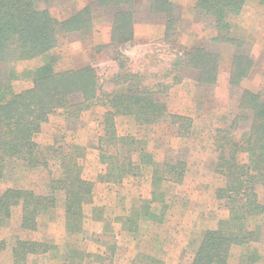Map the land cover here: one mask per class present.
Wrapping results in <instances>:
<instances>
[{
  "label": "rangeland",
  "instance_id": "374dc122",
  "mask_svg": "<svg viewBox=\"0 0 264 264\" xmlns=\"http://www.w3.org/2000/svg\"><path fill=\"white\" fill-rule=\"evenodd\" d=\"M93 1H59L50 5L49 11L57 21H63ZM141 1L133 0L135 18L146 22L152 13L148 3ZM181 1L188 6V0ZM187 6L178 10V17L184 18L179 19L172 46L206 43L220 56L217 82L210 92L197 87L185 75L180 84L155 97L167 114L191 121L187 135L179 137L164 115L148 117L151 121L139 125L133 112H129L112 116L117 139L99 143L107 127V108H92L77 121L68 122L61 112L50 114L36 137L42 164L25 168L20 162L7 163L0 194L7 188L45 194L50 180L61 179L62 163L72 158L71 162L80 167L78 176L90 187V194L80 205V228L73 234L68 229L63 192L57 193L56 207L38 217L34 232L20 230L21 206H12L9 226L0 229V240L6 244L0 253V264L11 262L13 237L49 246L47 251L41 248L29 255L27 264H191L203 234L228 220L227 208L215 197L216 189L225 182L215 172L217 148L224 145L219 139L229 137L223 132L237 112L241 91L264 92V0H243L240 11L228 17L230 34L247 43L245 49L254 62L249 77L235 89L228 83L234 47L210 43L215 32L212 23L195 10V5L192 9ZM112 15L111 11L96 9L88 37L67 35L59 39L48 56L10 64L12 77L8 84L12 92L29 89L34 72L48 59L54 60L55 71L87 65L97 69L107 92L113 90L108 79L119 69L112 61L116 52L127 57L126 65L132 71L150 74L168 67L175 52L171 45H149L146 53L131 58L124 54L123 45L95 46L106 31L109 35ZM193 34L196 38L188 37ZM152 55L157 57L156 62L148 61ZM245 129L241 126L231 136L238 141ZM178 159L186 163L182 181L162 180L164 161ZM238 159L247 162L245 154ZM129 161L133 165L128 169ZM257 192L261 197L262 188L258 187ZM246 226L255 232L257 240L232 245L226 264H264V218L249 217Z\"/></svg>",
  "mask_w": 264,
  "mask_h": 264
},
{
  "label": "trees",
  "instance_id": "16d2710c",
  "mask_svg": "<svg viewBox=\"0 0 264 264\" xmlns=\"http://www.w3.org/2000/svg\"><path fill=\"white\" fill-rule=\"evenodd\" d=\"M59 1L76 0H0V182L4 181L10 161L20 162L25 168L42 164L36 137L52 113L61 112L68 122L77 121L83 112L92 108H107V127L99 143L107 138L112 141L117 139L112 116L129 112H133L139 125L151 121L148 117L164 115L176 127L177 135L185 137L191 121L184 116L167 114L165 107L155 97L180 84L185 75L206 92L217 82L220 56L211 51L206 43L191 47L172 46V38L176 36L179 24V8L170 0H148L150 12L164 17V44L171 45L170 49L175 50L167 68L150 74L132 71L126 65L129 63L127 57L116 52L112 61L119 69L108 79L113 90L107 92L97 69L87 65L79 69L55 71L54 60L48 59L34 72L29 89L13 93L8 84L12 77L9 65L19 60L48 56L59 39L67 35L88 37L92 33V16L96 9L113 12L109 45L106 46L116 47L131 40L135 24L133 0H94L76 10L69 18L57 21L51 15L49 6ZM242 5L243 0H197L195 4V10L213 25L215 36L209 42L234 47L228 81L231 89L240 88L254 66L251 54L245 49L247 43L230 34L228 17L239 12ZM148 61L156 62L157 57L149 56ZM241 126L246 128L245 134L236 141L233 132ZM223 133L229 137L219 139L224 145L217 148L219 158L215 172L225 182L216 189L215 197L223 201L229 218L219 222L216 230L203 234L191 264H226L232 245L257 240L255 232L246 226L248 218H264V92L242 90L237 112ZM102 149L99 147V151ZM240 154L246 155V163L238 159ZM71 160L69 158L68 162L62 163L61 179L50 180L45 194L5 189L0 194V229L9 226L11 207L19 205L20 230L36 231L38 217L54 209L57 193L63 192L68 229L71 234L77 233L82 217L80 205L90 194V187L78 176L79 165ZM132 165L129 161L128 169ZM185 170L183 160L164 161V179H161L180 183ZM258 187L262 188L261 197L257 192ZM13 239L10 264H27L29 255L41 248H49L34 240ZM4 249L6 244L1 239L0 253ZM71 253H75V250Z\"/></svg>",
  "mask_w": 264,
  "mask_h": 264
},
{
  "label": "crops",
  "instance_id": "0c3cea01",
  "mask_svg": "<svg viewBox=\"0 0 264 264\" xmlns=\"http://www.w3.org/2000/svg\"><path fill=\"white\" fill-rule=\"evenodd\" d=\"M170 1L176 7H178V8L181 7L179 9H182L184 6L185 7L187 6L185 1H181V0H170ZM196 1L197 0H188L189 3H188L187 7H190V9H192L193 6L195 5ZM141 2H142V4L147 5L148 0H142ZM135 4H136V2H135ZM181 15H182V13H181ZM183 18H184L183 16H181V18L178 17V19H180L181 21ZM181 30L182 29H180L179 31L181 33H183V31H181ZM192 30H194V29H192ZM93 35L96 36L98 34L95 33ZM164 36H165V21H164V17L162 15L152 14L150 19L146 22L139 21V20L137 21L135 18V24L133 25V35L131 37V40L128 41L127 43L123 44V46H122V47L125 46L124 54H126V56L128 55L129 57L130 56L136 57L138 55L143 54V52L146 53L147 52L146 47L149 45H158V46L164 45ZM196 36H197L196 34H193V36L189 35L188 37L191 39L192 38L194 39V38H196ZM203 36H204V34H203ZM213 36H215V32H214ZM231 36H232V34H231ZM198 37H202V36H198ZM99 45L100 46L109 45V35H108L107 31L105 32V34H103L101 39H99L98 42L95 43V46H99ZM249 246H250V244H249Z\"/></svg>",
  "mask_w": 264,
  "mask_h": 264
}]
</instances>
